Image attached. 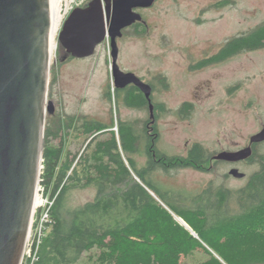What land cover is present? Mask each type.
<instances>
[{"label": "trees", "instance_id": "1", "mask_svg": "<svg viewBox=\"0 0 264 264\" xmlns=\"http://www.w3.org/2000/svg\"><path fill=\"white\" fill-rule=\"evenodd\" d=\"M228 3L231 0L220 1L215 7ZM135 28L138 35L148 29L141 24ZM261 49L264 23L231 38L217 54L193 68ZM155 80L168 86L165 77ZM122 91L118 97L123 93L128 107L147 109L137 87ZM108 98L112 100L111 92ZM157 108L166 111L164 105ZM191 108L185 104L179 114L186 117ZM50 117L41 183L53 205L36 264H264V155L258 148L250 163L258 159L260 169L238 190L212 183L196 195L163 193L155 173L175 168L205 171L212 154L198 143L186 157L164 153L159 148V129L150 118L117 123L116 129L108 130L85 117L67 116L50 125ZM74 130L88 142L80 155L66 147ZM107 132L111 137L100 139ZM55 139L60 143L54 144ZM136 154L146 158L144 165L131 157ZM89 186L97 189L95 200L70 207L69 192Z\"/></svg>", "mask_w": 264, "mask_h": 264}, {"label": "rangeland", "instance_id": "2", "mask_svg": "<svg viewBox=\"0 0 264 264\" xmlns=\"http://www.w3.org/2000/svg\"><path fill=\"white\" fill-rule=\"evenodd\" d=\"M62 1L65 2L55 38L56 49L51 53L48 100L54 103L55 113L48 114L52 117L49 124L67 116L85 117L110 130L116 129L117 123L150 118L148 109L130 108L123 93L118 97L124 89L115 85L110 40L103 42L91 57L74 63L64 61L67 52L59 41L64 24L75 9L87 8L93 0ZM220 1L224 0H157L152 8L140 11L147 32L138 35L132 27L117 40L120 69L155 85L154 104L167 108L166 112H159L155 123L160 132L159 148L171 156L186 157L196 143L211 157L222 151L237 152L264 128V49L193 68L197 62L217 54L231 38L264 23V0H231L223 7H215ZM158 76L167 79V87L157 83ZM109 92L112 100L108 98ZM185 102L192 103L193 110L182 117L178 110ZM110 134L107 132L100 139L107 140ZM85 138L84 134L72 131L66 139L67 149L73 155L84 153L88 143ZM60 141L52 140L54 144ZM258 151L264 155V143ZM131 157L140 166L146 163L143 156ZM257 160L239 165L246 174L244 179L230 176V165H213L211 158L205 171L175 168L155 173V180L163 193L174 190L196 195L212 183L238 190L260 169ZM41 180L40 177L37 197L49 208L53 201ZM96 196L94 186L73 188L67 203L72 208L80 207Z\"/></svg>", "mask_w": 264, "mask_h": 264}, {"label": "water", "instance_id": "3", "mask_svg": "<svg viewBox=\"0 0 264 264\" xmlns=\"http://www.w3.org/2000/svg\"><path fill=\"white\" fill-rule=\"evenodd\" d=\"M53 0H0V264H21L40 184L46 119L55 113L49 101L51 65V3ZM157 0H93L75 9L60 33L68 55L84 59L111 42L113 77L117 89L134 85L149 102L155 119L153 88L118 65L117 40L123 31L143 22L137 9L152 8ZM146 24V23H145ZM264 141V129L251 144ZM251 147L225 152L219 160L250 158ZM229 175L244 179L232 169Z\"/></svg>", "mask_w": 264, "mask_h": 264}, {"label": "built area", "instance_id": "4", "mask_svg": "<svg viewBox=\"0 0 264 264\" xmlns=\"http://www.w3.org/2000/svg\"><path fill=\"white\" fill-rule=\"evenodd\" d=\"M52 205L53 202H51L50 207L47 208V205L42 203L40 205L38 204V208L35 209L21 264H36L39 261L38 252L48 230L47 224H49L51 220L50 210Z\"/></svg>", "mask_w": 264, "mask_h": 264}, {"label": "flooded vegetation", "instance_id": "5", "mask_svg": "<svg viewBox=\"0 0 264 264\" xmlns=\"http://www.w3.org/2000/svg\"><path fill=\"white\" fill-rule=\"evenodd\" d=\"M88 7V6H87ZM141 10H145V9H137L136 10V12L137 13H140L141 14ZM142 15V14H141ZM142 17H143V15H142ZM143 21H144V17H143ZM137 24H144V25H146L145 23H143V22H140V23H136L135 25H133L132 27H136V25ZM131 27V28H132ZM123 35H124V31H123ZM214 56V55H213ZM212 57V56H211ZM210 58V57H209ZM86 59V58H85ZM205 59H208V58H205ZM205 59H203V60H201V61H199V62H202V61H204ZM79 60H84V59H79V58H74V57H72L71 55H68L67 54V56H65V58H64V61H66V62H68V63H74V62H77V61H79ZM199 62H197V64L199 63ZM196 64V65H197ZM196 65H194L193 67H195ZM150 85V84H149ZM152 88H153V86L152 85H150ZM131 87H136V86H134V85H130V87L128 86L126 89H130ZM138 88V87H137ZM126 89H124V90H126ZM139 89V88H138ZM140 90V89H139ZM53 94V93H52ZM153 94H154V88H153ZM153 94H152V103H153V105H154V115H155V119L153 120V119H151V117H150V119L152 120V122L153 123H155L156 122V120L158 119L157 118V114H160L159 112H161V111H159V109L157 108V104H154V101H153ZM144 95V94H143ZM145 96V95H144ZM54 97V96H53ZM146 98V97H145ZM147 100V99H146ZM147 102H148V100H147ZM185 104H191V111L193 110V104L192 103H190V102H185V103H183L182 104V106L179 108V110H178V112L180 111V109L185 105ZM162 105V104H161ZM165 107V106H164ZM147 109L150 111V108H149V102H148V106H147ZM165 109H166V111H167V108L165 107ZM165 111V112H166ZM191 111H190V113L189 114H191ZM161 113H163V112H161ZM264 129V128H263ZM263 131V130H262ZM261 131V132H262ZM260 132V133H261ZM264 143V141L263 142H259V143H255V144H251V142H250V144L247 146V147H244L242 150H245V149H247L248 147H251V149H252V151H253V153L255 152V150L260 146V144H263ZM242 150H240V151H242ZM240 151H237V152H240ZM225 152H227V151H222V152H220V153H217L216 155H214L213 157H212V161H213V165H215V164H221V163H226L227 165H230V171L232 170V169H238V170H240L239 169V165L240 164H242V163H250V158L252 157H250V158H248V159H246V160H243V161H239V162H227V161H223V160H219L218 159V156L219 155H221V154H223V153H225ZM228 153H231L230 151H228ZM233 153H236V152H233ZM253 155V154H252ZM213 165H212V168H213ZM226 177H227V175H226Z\"/></svg>", "mask_w": 264, "mask_h": 264}, {"label": "bare ground", "instance_id": "6", "mask_svg": "<svg viewBox=\"0 0 264 264\" xmlns=\"http://www.w3.org/2000/svg\"><path fill=\"white\" fill-rule=\"evenodd\" d=\"M65 1L62 0H53L51 3V53L53 54L54 50L56 49V44H55V38L58 33L59 25L62 19V14H63V8H62V3ZM130 87V86H129ZM43 163V162H42ZM38 189V188H37ZM44 203L41 201L39 197H36L35 199V207L34 210L37 209L38 204ZM34 216V213H33ZM33 220V218H32ZM24 256V255H23Z\"/></svg>", "mask_w": 264, "mask_h": 264}]
</instances>
